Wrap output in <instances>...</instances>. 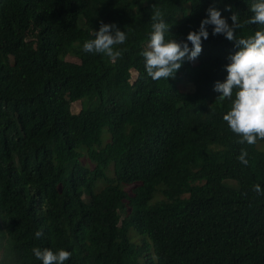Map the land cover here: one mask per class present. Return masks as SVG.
<instances>
[{"label": "trees", "instance_id": "obj_1", "mask_svg": "<svg viewBox=\"0 0 264 264\" xmlns=\"http://www.w3.org/2000/svg\"><path fill=\"white\" fill-rule=\"evenodd\" d=\"M254 2L0 0V264H42L33 248L64 264H264V140L238 143L213 90L238 49L209 25L196 63L157 81L141 55L157 8L165 39L187 42L210 6L231 25ZM101 23L127 34L115 61L83 51Z\"/></svg>", "mask_w": 264, "mask_h": 264}, {"label": "clouds", "instance_id": "obj_2", "mask_svg": "<svg viewBox=\"0 0 264 264\" xmlns=\"http://www.w3.org/2000/svg\"><path fill=\"white\" fill-rule=\"evenodd\" d=\"M224 10L232 11L230 6H226ZM250 11L253 15L243 23L240 22L238 14L233 12L230 16L231 25H229L222 17L221 11L215 6H210L206 10V18L200 22L198 31H190L186 37V41L192 45L189 49L187 42L165 39L171 26L165 22L164 13L157 8L151 16L153 23L147 50L141 55L144 57V68L148 77L153 81L168 80L175 77L185 60L191 63L196 61L202 52V40L209 38L207 26H212L213 36L223 35L226 40L233 42L238 50L228 57L230 62L225 68L226 80L222 83L217 81L213 90L220 94L217 98L221 101L232 100L231 108L223 116V120L227 122L231 132L240 137L238 143L254 145L258 140H264V0H255ZM246 24H258L262 27L252 36L238 39L237 30ZM93 35L94 39L83 44L85 53L103 54L112 61L122 56V52L115 50V47L126 42L125 31L119 30L115 24L101 23L99 31ZM72 57L74 56L68 55L65 59L76 60V62L69 61L72 63L79 62ZM132 71L136 73L135 81L139 75L134 69L130 70V73ZM234 89L236 90L235 98L232 99ZM73 104L80 105L79 102ZM247 156V151L242 150L238 157L240 163L247 165ZM129 186L131 187L129 192L123 187L126 193H130L134 188V185ZM253 191L264 194V190L258 184L253 186ZM116 212L113 208L112 214L116 215ZM42 235L41 231L35 233L36 238ZM32 252L38 260L42 261V264H64L71 257V253L65 250L54 253L50 249L33 248Z\"/></svg>", "mask_w": 264, "mask_h": 264}, {"label": "rangeland", "instance_id": "obj_3", "mask_svg": "<svg viewBox=\"0 0 264 264\" xmlns=\"http://www.w3.org/2000/svg\"><path fill=\"white\" fill-rule=\"evenodd\" d=\"M68 60H69V61L76 62V60L71 59V58H68ZM192 63L195 64L196 61H192ZM135 77H136V73H135L134 71H132V72H131V80H132V82L134 81ZM71 110H72L73 113H78L79 110H80V105H75V104H73V105L71 106ZM130 189H131L130 186H124V190L127 191V192H129Z\"/></svg>", "mask_w": 264, "mask_h": 264}]
</instances>
